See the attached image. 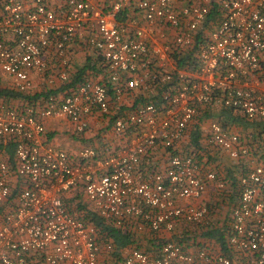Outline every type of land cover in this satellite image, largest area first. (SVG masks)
Here are the masks:
<instances>
[{
	"label": "built area",
	"instance_id": "1",
	"mask_svg": "<svg viewBox=\"0 0 264 264\" xmlns=\"http://www.w3.org/2000/svg\"><path fill=\"white\" fill-rule=\"evenodd\" d=\"M217 8L212 0H0V77L16 90L34 91V74L43 90L68 81L69 48L86 32L107 79H88L40 110L0 104V264H98L102 242L115 250L93 221L69 210L64 197L74 189L107 225L132 236L206 227L210 209L193 201L208 181L221 192L227 184L179 152L190 125L216 104L264 121V0H222ZM190 54L180 68L176 57ZM50 55L59 60L55 78ZM134 93L151 100L117 117L113 103ZM97 114L112 117L125 140L115 153L87 148L72 158L44 144L43 119L68 118L84 133ZM208 143L251 160L224 224L229 252L167 241L157 255L124 249V264H264V144L253 151L217 121Z\"/></svg>",
	"mask_w": 264,
	"mask_h": 264
},
{
	"label": "crops",
	"instance_id": "2",
	"mask_svg": "<svg viewBox=\"0 0 264 264\" xmlns=\"http://www.w3.org/2000/svg\"><path fill=\"white\" fill-rule=\"evenodd\" d=\"M104 1L108 2V0ZM221 1L222 0H212L213 7L217 12V6L220 5ZM93 51L94 50L92 47L88 44V32H86L84 36L80 37L69 48L71 74H74L77 69H82L86 65L87 58L93 57V55H95ZM49 63L51 66L50 76H54L55 78V76H57L60 71L59 60H57L54 55H50ZM32 77L37 83L35 90L28 93H21L15 89L13 80L3 75L0 77V92L14 91L17 93L19 92L26 97L39 96L43 91H56L59 88L58 86H60L62 83L60 81H56L54 86H48L47 89L43 90L42 86L38 85L43 76L34 74ZM92 79L107 82V79H103V73L100 75V77H92ZM68 93L59 92L58 94L51 95L46 99L44 97H39V99L33 103L29 102L27 99H7L6 97L0 96V104H7L18 110H24L28 106H35L40 110L47 106V102L50 98L62 100ZM136 94L137 93L127 96L124 99V102L119 104L120 106H116V103H113V108L117 117L123 116L125 111H131L132 107L134 108L136 104L144 100L141 96H139V98L134 96ZM149 96H152V93H150ZM209 111L212 115H217L219 120L222 119L221 123L223 126L226 127L231 133L239 135L245 144L249 145L253 151H257V149L261 147L262 144H264V129H260L259 126L257 127V125L253 122H248L243 116L228 112L229 114L224 117L223 111L226 110L225 108L218 105H215L214 108L210 109ZM216 120L219 121L218 119ZM42 122L45 126V134L43 136L44 144H49L58 149L64 150L72 158H77L78 153L81 150L87 148L96 150L101 157H107L115 153L125 144L124 138L115 133V120L110 116L97 114L96 116L91 117L89 120V129L84 133H78L74 124L65 117L45 118L42 120ZM203 122L204 118H198L196 122L190 125L187 137L179 146V152L184 155L192 154V156L196 157V159L202 164L204 175L206 173H215L219 181H225L227 184L226 190L221 192L216 181H208L207 190L203 197L200 200L193 201V204L196 206H207L210 209V215L208 217V223L206 227L203 224L199 226V229L195 228L197 229L198 234L193 229L185 231V228H180L181 226L174 233L163 232L160 236L151 234L149 230H146L144 234H136L134 236L127 233H122L124 237L129 239V243L126 246L118 247L112 240L111 242L114 243L115 250L109 252L106 249L105 243L102 242V251L99 256L98 264H124L122 251L132 246H136L142 250H145L151 255H157L161 242L178 241L182 237L184 238L182 245L184 248H187L192 252H197L199 249L205 246H211L213 249L222 251V248L218 245L216 240H206L203 238V234L209 227L213 228L215 222L218 223L219 221L221 222L216 227L224 230V224L231 212L228 214L227 211L225 212V209L221 211L220 209L221 207L224 208L225 205H229L231 209L237 204L240 196V178L247 171L248 166L251 164V160L247 158L244 160L235 161L230 158L229 154H227L225 151L211 147L208 143L210 126L208 128L205 127V129L203 128V133L201 127ZM210 124L211 122H209V125ZM196 126H199L202 133L200 150L195 148L192 149L189 146V142L191 140L193 131L196 129ZM8 150H11L13 154L12 149ZM8 154L10 156L9 152ZM10 158L14 159V154L12 157L10 156ZM155 159L157 160L158 164L164 165L166 159L165 153L160 151ZM64 201L70 211L84 219H86V216L89 212L93 211V207L87 200L85 191L82 188L70 191L65 195ZM197 235H199V237L196 239L195 237Z\"/></svg>",
	"mask_w": 264,
	"mask_h": 264
},
{
	"label": "trees",
	"instance_id": "3",
	"mask_svg": "<svg viewBox=\"0 0 264 264\" xmlns=\"http://www.w3.org/2000/svg\"><path fill=\"white\" fill-rule=\"evenodd\" d=\"M215 14V13H214ZM95 55H93V57H88L86 60V65L82 68V69H77L75 71V73L70 74V77L68 79V81L66 82H62L60 84V86H58L59 88L56 91H48L45 92L43 91L41 95L39 96H24L21 93H17V92H7V91H2L0 92V96L1 97H6L7 99L11 98V99H27L29 102H34L37 99H39V97H44L49 98L51 95H56L59 92L62 93H68V94H72L74 89L77 88L78 85L84 83L86 80L91 79L92 77H100V75H102L101 73V65L102 64V60L100 57H98V55L96 54L95 51H93ZM190 55L184 56V57H176L177 59V63L178 66L180 68L185 67L189 60H190ZM101 70V71H100ZM72 88V89H71ZM71 89V90H70ZM67 94V95H68ZM146 96V95H145ZM148 97V98H147ZM151 96H146L143 97V99L147 98L146 101H150L151 98H149ZM142 99V100H143ZM217 105V104H216ZM226 111H223V116L225 117L227 114H229L228 112L231 113L230 110L225 109ZM209 110H207L205 113L202 114V117L200 116L199 118H210L212 117V114L210 113ZM219 123L222 122V119H220L219 121H217ZM254 124L257 125V127L259 126L260 129H264V122L260 121V122H253ZM222 124V123H221ZM262 124V125H259ZM223 125V124H222ZM196 129L193 131L191 140L189 142V146L193 149H201V141H202V133L201 130L199 128V126L195 127ZM264 131V130H263ZM8 152L10 153V156L12 157V151L8 150ZM173 153H176L177 151H170ZM187 155H192V154H187ZM236 178V177H234ZM233 179V177H232ZM3 212V208L0 209V214ZM86 219L91 220L95 223L96 227L100 230V234L103 236V238L106 239H111L113 240L116 245L118 247H123L126 246L129 243V239H127V237H124V235H122V232L116 230L115 228L109 226L106 224V222L101 219L100 217H98L95 213H93V211L89 212L86 216ZM203 238L206 240H216V242L218 243V245L222 248L223 252L228 253L229 249L227 246V240H226V236H225V231H223V229L219 228V227H214L211 228L209 227L206 232L203 234ZM188 239V238H187ZM184 238H180L178 240V242L180 244L183 243Z\"/></svg>",
	"mask_w": 264,
	"mask_h": 264
},
{
	"label": "rangeland",
	"instance_id": "4",
	"mask_svg": "<svg viewBox=\"0 0 264 264\" xmlns=\"http://www.w3.org/2000/svg\"><path fill=\"white\" fill-rule=\"evenodd\" d=\"M216 113H218V112H216ZM216 119L219 120V118H218L217 115H215V114H213L212 117H210V118H206V117H205V118H204V122L201 124L202 130H203V128L205 129V127L208 128V127L210 126V125H209V122L217 121ZM247 123H248V122H247ZM250 124H251V123H250ZM240 130H242V129H240ZM203 133H204V130H203ZM240 133H241V132H240ZM203 143H204V142H203ZM227 207H228V208H227ZM224 209H225V212L227 211L228 214L230 213V206H229V205H227V206L225 205L224 208L221 207L220 211H221V210H224ZM225 212H224V213H225ZM220 222H221V221H219L218 223L215 222L213 226H214V227H215V226H218V225L220 224ZM195 232L197 233L198 231L195 230ZM197 234H198V233H197ZM198 237H199V235H197L195 238L197 239Z\"/></svg>",
	"mask_w": 264,
	"mask_h": 264
}]
</instances>
